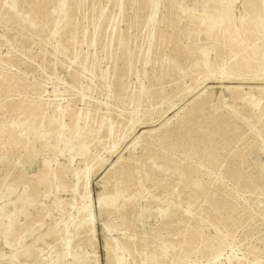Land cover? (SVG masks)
<instances>
[{
	"label": "rangeland",
	"instance_id": "rangeland-1",
	"mask_svg": "<svg viewBox=\"0 0 264 264\" xmlns=\"http://www.w3.org/2000/svg\"><path fill=\"white\" fill-rule=\"evenodd\" d=\"M67 253L264 264V0H0V264Z\"/></svg>",
	"mask_w": 264,
	"mask_h": 264
},
{
	"label": "bare ground",
	"instance_id": "bare-ground-1",
	"mask_svg": "<svg viewBox=\"0 0 264 264\" xmlns=\"http://www.w3.org/2000/svg\"><path fill=\"white\" fill-rule=\"evenodd\" d=\"M87 200V199H86ZM99 205H101L102 204V202H101V200H99V203H98ZM87 208V207H86ZM87 210H89V208L87 209ZM93 229H94V227H92V232H93ZM75 257H73L72 256V254L71 253H67V254H65L64 256H57V258H56V260H54V264H60V263H62L63 261H65V259H70V261H72L73 259H74ZM72 259V260H71ZM74 261V260H73Z\"/></svg>",
	"mask_w": 264,
	"mask_h": 264
}]
</instances>
